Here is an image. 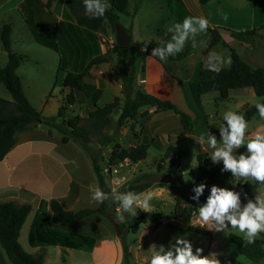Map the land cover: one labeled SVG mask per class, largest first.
I'll use <instances>...</instances> for the list:
<instances>
[{"label":"rangeland","instance_id":"obj_1","mask_svg":"<svg viewBox=\"0 0 264 264\" xmlns=\"http://www.w3.org/2000/svg\"><path fill=\"white\" fill-rule=\"evenodd\" d=\"M263 2L264 0H209L208 7L204 8L211 19H218L220 24L226 25L232 30L256 29L252 42H239L234 38H229L228 35L225 36L228 44L251 65H264V26H261L264 23V12L259 11L260 7L263 6ZM254 3L256 5V12L252 17ZM170 4L168 0H129V11L126 10L119 13L120 18L117 23L131 35V47L126 56V65L128 67L135 66L137 73H140L143 77L145 76L148 81L163 79L162 76L165 74L175 75L177 84L180 87V80L192 77L194 64L198 62L199 57L209 47L212 33L208 31L206 34H201L197 37L198 44L200 40H204L207 42V47L197 46L193 48L191 41H189L185 48L189 46L191 48L182 59L177 61L168 59L161 61L157 57V63L151 65L147 57L150 55L151 48L166 36L171 38L172 34L168 32V28L178 22L172 13V9L169 8L172 5ZM230 9L239 12L238 19H230L228 15ZM136 10L137 13L134 14ZM222 10L223 14L220 13ZM225 14L228 17L227 20L223 19ZM2 21L8 23L13 22L11 50L22 56H27L23 57L21 64L16 69V73L22 80L24 94L31 105L40 112L42 117H51L55 124L65 126L62 124V118L56 117L57 108L62 102L64 95L60 93V77L63 74L60 70L62 69L57 74L56 69L52 68L50 64V56L54 57L56 53L33 41V38L30 36L16 11L6 13V15L1 14L0 23ZM96 38L99 43L100 52L104 53L112 47L115 41V32L113 33L110 26L105 24L104 30L96 32ZM147 40L151 41L147 43V52H145L141 49L145 43L144 41ZM214 51L222 53L225 56L230 55L229 48L223 46L221 43L214 47ZM3 54L4 50L0 43V67L6 61L3 60ZM251 54H253L254 58L249 60L247 57ZM110 55L112 59L106 62L105 66H107V72L109 70L111 76V73L115 71L112 68L115 63L114 58L116 54L110 53ZM144 84L143 82L139 85L142 86ZM106 85L107 82L101 83V86ZM154 89L152 91H156V88ZM184 89L187 90L186 87ZM157 93L169 97L178 108L189 113L193 120L194 129H197L195 133L189 132L186 134L188 137H181L179 142L174 143L168 155L166 149L170 144L168 141L169 136L171 140L174 139V136L179 135L177 131L180 128L179 120L171 110L149 111L147 109L148 113L145 116H136L132 120H127L120 127L116 125L118 112H114L110 124L104 129L105 133L112 136V141L101 147L96 139L93 138L88 144L90 153H97V160L102 167L109 192L113 187L117 186V181L120 185L132 180L138 183L149 182L146 188L136 193L143 195L151 192L153 199L150 203L153 205L154 210L156 209L161 212L162 217V223L156 229L153 228L151 222H145L139 225L135 233H132L128 228V220L130 217L125 214L126 221L124 223H117L115 220V209L118 205L107 201L108 210L113 215L112 237L119 241L117 243H111L108 259L105 264L125 263L121 242L122 238L125 240L130 252L128 264H149L151 255L148 250L149 246L155 243L157 246L163 244L167 248L170 242H175L177 236H184L189 239L194 246V251L196 247H200L203 250L208 249L205 256L209 255L210 258H218L221 264H230L231 259L238 260L242 264H253L251 260L240 253L239 246L230 239L232 235L242 238V234L225 235L223 232L209 231L210 234L208 235L199 233L194 229L187 230L192 226L196 218L191 217L189 220L174 218L171 215V211L175 205L183 206L189 203L198 208L204 203L200 198L198 202L191 199V196L194 195L192 192L193 187L201 182L206 184L204 176L200 174L197 167L193 168L191 164L192 160L193 163L197 164L196 153L200 149H203L195 138H198L201 133H204L203 131L207 125L209 128L216 127L219 120H222V115L225 111L233 110L241 113L244 104L252 105L259 98L254 93L251 94L247 91L242 92L238 89H232L231 96L233 98L230 97L223 101H216L215 97L217 92L211 91L201 96V107H199L192 101L191 97L190 99L185 98L182 92L179 95L173 87L170 92L168 90H158ZM110 95L111 92L109 89H103L98 98V104L102 106L107 103L110 100ZM0 97L11 100L10 93L1 82ZM160 98L162 97L160 96ZM88 110V107L84 104H72L68 106L64 119L75 115L85 118ZM204 118H207L206 123L204 122ZM36 125L39 128H44L49 135H59L55 127L51 128L44 123H37ZM17 136L18 133H16V138ZM144 138L149 141L147 155L144 159L132 162L128 158L118 157L115 163H109L110 151L116 144L118 145V149H127L136 145L138 141ZM152 139L157 140L158 143L156 141L152 142ZM71 146L79 148L75 143H71ZM204 146L210 155L212 149L208 148L207 144ZM172 156L176 159L174 166L170 165V158ZM22 168V162L16 166L11 164L8 170L9 179H6V174L4 173L2 176L3 182H30L27 171H24ZM231 180L232 178H229L224 180L223 184H213L220 187L233 188V185L230 183ZM213 184H206V189L210 190ZM235 190L240 191L241 189L236 185ZM29 197L27 194L22 193L21 196L16 198L27 199ZM242 200H244L243 196ZM89 203L93 206L92 201ZM115 225L119 232H117ZM26 227L27 225L25 223L18 241L23 250L29 252L30 246L27 240ZM194 228L206 230L200 227ZM70 252L72 254L71 256L64 254L62 251L54 256V247H50V255L54 256L56 262L61 263V257L63 255L65 260L64 264H80L74 258L78 257V254L82 252L77 250H71ZM53 256L52 258L50 257L51 261H53ZM256 264H264V260Z\"/></svg>","mask_w":264,"mask_h":264},{"label":"trees","instance_id":"obj_2","mask_svg":"<svg viewBox=\"0 0 264 264\" xmlns=\"http://www.w3.org/2000/svg\"><path fill=\"white\" fill-rule=\"evenodd\" d=\"M200 3H205L208 0H199ZM128 0H109L111 7L108 9L104 17L91 18L85 14L83 0H67V8L71 18L56 21L53 18V27L55 28L56 42L53 47L59 53L58 68L66 69V55L68 50L72 48L83 49L87 54L91 55L90 59L80 70L69 69L61 83L60 93L64 88L69 90L63 95L62 102L57 108L56 117L62 118V124L57 125L53 122L51 117H42L40 112L36 110L26 95L23 92L22 84L16 69L20 65L23 56L12 52L10 42L11 26L9 23H3L0 29V41L3 49L7 53V60L5 64L0 67V82L4 84L5 88L11 95V100L0 97V160L13 146L16 141V133L32 128L37 123H44L51 128H56L59 132L60 140L63 143L68 141L77 142L89 154L92 167L95 172L97 186L106 192L109 189L106 186L103 170L97 160V153H90L88 144L93 138L98 144L103 147L110 141L112 136L105 133L104 129L110 124L112 114L118 112L116 125L120 127L125 124L127 120H132L136 116H145L148 113L149 107H154V111L171 110L178 118L180 128L178 134L174 139H170L169 145L166 149L167 155L173 148L174 143L181 140V137H188L186 134L191 132L192 118L189 113L178 108L173 101L168 98H160L154 94L143 91L136 86L135 69L126 65V53L130 46H119L116 41L113 42L112 47L106 52H100L99 43L96 38V32L104 30V25L108 24L115 32L114 24L118 21L119 13L123 12L127 7ZM49 1L45 6L49 8ZM25 7V2L21 3V8ZM175 13H177L174 10ZM50 13V12H48ZM27 21V17H25ZM264 26V23L261 24ZM229 30L225 27L214 26L209 28L212 33L210 45H215L221 42L224 46L229 48L230 56L232 58V65L230 68H225L219 74L208 71L206 69V60H201L197 67V77L195 81L188 84L191 97L196 105L201 106L200 97L202 94L217 91L216 101H223L228 98V91L230 89L251 87L257 97V102H264V67H251L245 62L236 50L229 46L225 41H221L220 30ZM231 35L240 41L252 42L253 36L256 33L255 28L231 30ZM170 38H163L161 41H167ZM158 44L155 46L157 47ZM191 46L185 48L183 52L175 57H169L168 60L177 61L182 59ZM110 53H115V63L111 73V77L121 84L122 97L115 96L111 101L104 105H98L99 91L94 84L86 81L91 67L95 64L109 62L112 57ZM84 104L88 107L87 116L85 118L75 115L64 119V115L68 106L72 104ZM252 105H244L241 114L249 121L250 118L257 112ZM219 131V130H218ZM157 140L152 139V142ZM158 143V142H157ZM116 144L110 151L109 163H115L116 158H128L132 162L142 160L147 155L149 141L145 138L138 141L134 146L127 149L117 148ZM209 153L200 149L196 153L197 169L200 174L204 176L206 184H222L224 180L232 178L231 172H222L223 162L214 164ZM176 159L174 156L170 158V165L174 166ZM149 185V182H135L132 180L126 182L120 188V191H134L143 190ZM242 189L244 192H252L258 184L254 181L243 183ZM208 189L200 196V199L205 203L209 195ZM45 205H48L51 211V221L54 223H64L81 219L93 213H101L110 220H113V215L108 210L107 201L99 204L96 207H83L77 210H70L65 208L57 199H51L48 202L41 200L38 206V211L41 212ZM32 209L30 202H16L14 200L0 201V247L6 254V257L12 264H43L44 245L56 244L61 247H68L73 249L90 250L97 242V238L87 234L68 232L52 228L49 222L45 220L42 215H39L29 231L28 242L31 246H39L36 253H29L23 250L18 237L21 226L23 225L28 213ZM197 207L189 203L183 206L175 205L171 211L174 218H182L189 220ZM40 214V213H39ZM151 222L154 229L162 223L161 212L154 210L152 213H147L138 210V214L134 218H129V231L135 233L140 224ZM194 229L199 233L210 234L207 230H200L190 226L189 229ZM230 239L239 246V251L247 259L251 260L253 264L264 260V234L258 239L255 244H247L240 236L232 235ZM122 249L124 256V264H128L129 249L122 238ZM208 249L203 250L202 255H206ZM151 256V255H150ZM63 264V263H57ZM230 264H242V262L231 259Z\"/></svg>","mask_w":264,"mask_h":264},{"label":"crops","instance_id":"obj_3","mask_svg":"<svg viewBox=\"0 0 264 264\" xmlns=\"http://www.w3.org/2000/svg\"><path fill=\"white\" fill-rule=\"evenodd\" d=\"M47 1L50 2L49 8L45 6V3ZM22 2H25L24 8H21ZM170 2L172 5L170 4ZM168 3L171 5V7L169 8L172 9L173 11L172 13L174 14L178 22H182L183 19L187 16L202 15L208 18L211 24V28H213L214 26H220V27L228 28L229 30L231 29L226 25L220 24L219 23L220 21H218V19L217 20L211 19L209 15L205 12L204 8L208 7L207 5L209 3V0L205 3H200L199 0H168ZM262 5L263 6L260 7L259 11H262L263 13L264 2L262 3ZM255 8L256 5L254 3L252 17L255 15L256 12ZM128 9H129V0L127 2V7L124 11ZM174 10L177 13H175ZM12 11H16L18 13L19 17L22 19V22L24 23L27 31L29 32L30 36L33 38V41L35 43L44 46L48 49H51L56 53L54 57L50 56L51 58L50 64L52 68L56 69L57 74H59V68H58L59 53L53 47V44H55L56 42V36L54 30L55 28L53 27L52 23H53V18H55L56 21L67 19V15L69 14V10L67 8V0H17V1L0 0V15L1 14L6 15V13L8 14L9 12ZM135 13H137V10L134 11V14ZM220 13L223 14V10ZM228 13L230 19H238L240 15L239 12L234 9H230ZM25 17H27V21L25 20ZM68 18L71 17L68 15ZM119 18L120 16L118 17V20ZM3 23H8V22L2 21L0 23V29ZM9 24L11 26V32H10V42H11L13 22H10ZM229 30H224V29L220 30L221 41H225L228 44V41L225 38V36L228 35L229 38H234L239 42H244L232 36ZM166 37L169 38V36ZM130 43L129 46L131 47ZM219 43L221 42H218L215 45H209V47L205 49L204 53L199 57L198 62L196 61L197 63L194 64L192 77L189 79L180 80L179 81L180 87L177 84L176 81L177 79L175 78V75L165 74L162 76L163 79L160 78V80L158 81L157 80L148 81V79H146L145 76L143 77L141 76L140 73H137V69L134 66L135 79H136L135 83L137 85V88L151 94H156L159 97L161 96L162 98L169 99V97H165L164 95L163 96L159 95V93L157 92L158 90H164V91L168 90L170 92L171 88L173 87L176 93L180 95L182 92L184 93L185 98L190 99L191 93L188 84L196 80L197 67L199 62L201 60L203 61L207 60L209 52H213L214 47ZM157 44L159 43H155L153 47H155ZM130 47L127 49V53ZM149 54L150 55L147 56L148 61L151 62V65L156 64L157 63L156 61H158L157 57L151 56V52ZM90 56L91 55L87 54L81 48L78 49L72 48V51L68 50V54L66 55V61H67L65 67L66 69L60 70L61 73L63 72L62 76L60 77L61 83L67 70L82 69L84 65L87 63V61L90 59ZM23 57H27V56L24 55ZM247 58L251 60L252 58H254V56L253 54H251ZM3 60L4 61L7 60V53L5 50L3 54ZM105 64L106 63H99L93 65L89 71L88 76L86 77V81L94 84V86L97 88L99 93H101L103 89H109L111 92L109 101H111L115 96L122 97V88H121V84L110 76L109 70L107 72V66H105ZM249 65L251 67L262 66V65H251V64ZM262 67H264V65ZM102 82L104 83L107 82V85L101 86ZM143 82L145 83L144 85L142 86L139 85ZM21 84H22V80H21ZM183 86L184 88L186 87L187 90H185ZM154 88H156V91H152L155 90ZM235 89H238L242 92L247 91L248 93L251 94L254 93L251 87H241ZM68 90L69 89L67 87L64 88L61 94H65ZM231 90L232 89L228 91V98L230 97L233 98L231 96ZM200 103H201V97H200ZM97 104H98V100H97ZM148 110L154 111V107H149ZM206 121L207 118H204L205 123ZM222 123H223V119L219 120L218 125L214 128H209L207 125L206 129L203 132L206 134L208 131H210L214 133L217 139L219 140L220 134L218 131L219 130L218 126ZM258 130H264V120H261L259 117V113H256L249 120V131L246 134V136L248 138H251V136L254 135L255 132ZM195 131H197V129H194V124L192 120L191 132L195 133ZM56 132H58V130H56ZM59 135L58 136L49 135L44 128H39L38 125H35L32 128L18 132V136L16 138L15 143L5 154L3 159L0 160V201L14 200L16 202H30L32 204V209L28 213L23 225L21 226L18 239L20 238L22 227L26 223L27 240H28L29 231L33 225V222L37 218H39V215H42V217L49 222V226L52 228H56L68 232L87 234L97 238L96 244L90 250L61 247L56 244L44 245L43 264H57L58 261L56 262L54 256H56V254L61 251L64 252V254L71 256L72 255L70 252L71 250H77L82 252L81 254H78V257L74 258L80 264H105L106 260L108 259L111 243H117L119 241L118 239L112 237V231H113L112 220L102 215L101 213L96 212L74 221H69L64 223H54L51 221V211L49 210L48 205H45L41 212L38 211V206L41 200L48 202L51 199L59 200L65 208L70 210H77L83 207H96L99 205L90 199L91 189L97 186V181L89 154L77 142H73V141H68L66 143L61 142ZM71 143L77 144L79 148H81L82 150L77 147L71 146ZM204 149L205 151H207L206 150L207 148L205 146H203V150ZM245 150H246V146H243L241 149L237 150V153L244 152ZM20 162L23 163L22 169H24V171H27V175L30 182H3L2 176L4 173L6 174V179L7 180L9 179L8 170L10 169L11 164H13V166H16ZM237 186L238 188L240 187V189L242 188L241 185H237ZM255 189L264 191V186L258 185ZM255 189L252 192L248 193L249 198H254L256 194ZM22 193L27 194L30 197L27 199H17L16 197L21 196ZM91 201L93 203V206H91L89 203ZM246 202H247L246 199L242 200V203H246ZM29 246H30L29 253H36L40 248L39 246H31L30 244ZM50 247H54V256L52 255L53 261L50 260V257L52 258V256L50 255ZM61 260H62L61 263L64 264L65 260L63 255L61 257ZM0 264H12L6 257V254L1 247H0Z\"/></svg>","mask_w":264,"mask_h":264},{"label":"clouds","instance_id":"obj_4","mask_svg":"<svg viewBox=\"0 0 264 264\" xmlns=\"http://www.w3.org/2000/svg\"><path fill=\"white\" fill-rule=\"evenodd\" d=\"M85 14L91 18L104 17L111 7L109 0H83ZM223 19L227 20L225 14ZM211 27L210 21L204 16H187L182 22H176L169 26L171 38L167 41H160L158 46L153 48L151 56L166 61L169 57H175L183 52L186 45L191 41L193 48L197 46L207 47V42L197 37L206 34ZM144 41L142 51H147V43ZM233 61L230 55L225 56L218 52H209L206 60V69L219 74L225 68H230ZM254 107L259 113L261 120H264V102H256ZM223 123L218 126L220 139L210 131L201 133L195 138L198 144L203 147L207 144L212 149L210 159L214 164L223 162L222 172H231L230 183L233 188L220 187L213 184L205 203L200 205L197 211L192 213L196 218L193 227H200L211 232H223L225 235L242 234V239L247 244H255L264 234V191L255 189L254 198H249L248 193L241 188L235 190L236 185L256 182L264 186V130H258L251 138L246 134L249 131V121L244 114L237 111L227 110L222 115ZM246 146L244 152L237 153L238 149ZM194 159V158H193ZM195 168L198 164L191 162ZM187 180V179H185ZM120 183L106 192L99 186L91 189L90 199L96 204H103L111 201L117 204L115 209V220L117 223H124L126 215L134 218L139 211L152 213V193L139 194L134 191H120ZM207 185L203 182L196 184L191 199L199 201ZM242 196L247 200L242 203ZM151 253L149 264H221L218 258H210L209 255H202L203 249L194 246L184 236H177L175 242L157 246L151 244L148 249Z\"/></svg>","mask_w":264,"mask_h":264},{"label":"water","instance_id":"obj_5","mask_svg":"<svg viewBox=\"0 0 264 264\" xmlns=\"http://www.w3.org/2000/svg\"><path fill=\"white\" fill-rule=\"evenodd\" d=\"M114 27H115L116 44H118L119 46H129V43L131 40L130 33L117 22L114 24ZM153 48H155V47H152L150 52L152 51ZM115 227H116V225H115ZM116 230H117V232H119L117 227H116Z\"/></svg>","mask_w":264,"mask_h":264}]
</instances>
